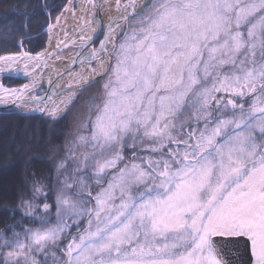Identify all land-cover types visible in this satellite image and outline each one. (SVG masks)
Returning a JSON list of instances; mask_svg holds the SVG:
<instances>
[{
  "label": "snow or ice",
  "instance_id": "6c2138e0",
  "mask_svg": "<svg viewBox=\"0 0 264 264\" xmlns=\"http://www.w3.org/2000/svg\"><path fill=\"white\" fill-rule=\"evenodd\" d=\"M116 2L106 26V0L81 9L96 27L57 75L107 57L89 74L104 83L50 147L48 172H25L27 192L0 220V264H230L226 247L239 243L264 264V0ZM52 55L0 54V104L58 120L48 102L72 92L66 114L99 82L32 96ZM21 74L31 83L2 82ZM126 149L139 163L121 166Z\"/></svg>",
  "mask_w": 264,
  "mask_h": 264
},
{
  "label": "trees",
  "instance_id": "16d2710c",
  "mask_svg": "<svg viewBox=\"0 0 264 264\" xmlns=\"http://www.w3.org/2000/svg\"><path fill=\"white\" fill-rule=\"evenodd\" d=\"M67 1L68 0H0V54L18 50L15 45L19 39H23V47L26 48L28 52L35 53L41 50L47 41V34L44 31L45 27L51 21L55 20L57 14L60 13ZM8 80L13 81L10 82L12 84L22 83V81L16 77ZM0 119L4 121V124L8 129L10 128L12 132V139L10 140H6V138L2 137L5 136V134H0V155L6 151V148L14 152L13 154L7 153L5 157L3 156V160L6 158L8 162L10 159L12 164L4 168V171L1 169L0 172H5L8 176H12V178L9 179L12 180V182L9 184V189H2L0 187V190L3 191L4 194H10L9 197L13 198L16 192H18L17 195H20L24 191L22 184L27 168L23 169L22 167L20 170L21 161H23V165H31V168L47 166L44 160L34 155V153H36L34 150L37 147L34 145L35 143L33 144L35 138L33 137L28 141V138L34 133V129L28 124H32L31 122L33 121L36 122L38 124L37 128L41 129V132H39V134L37 133V136L42 138L44 137L46 127L50 123L48 118L39 115H22L14 110H0ZM10 124L12 125L10 126ZM16 132H19L23 142L13 139ZM20 144L23 149H18V145ZM25 144H29L26 149H24ZM0 168L3 167L0 166ZM7 205L10 204L8 203ZM4 211L3 209L0 210V220L6 217Z\"/></svg>",
  "mask_w": 264,
  "mask_h": 264
},
{
  "label": "rangeland",
  "instance_id": "374dc122",
  "mask_svg": "<svg viewBox=\"0 0 264 264\" xmlns=\"http://www.w3.org/2000/svg\"><path fill=\"white\" fill-rule=\"evenodd\" d=\"M111 0H108L107 2H110ZM139 0H137L136 2H138ZM70 0L67 1V3L64 5V7L62 8V10L60 11V13L57 14L56 18L54 21H51L44 29V31L46 32L47 34V41H46V44L45 46L39 50L38 52H35V53H30V54H33V55H36L37 53H41L43 51H45L46 49H48V42H49V38H50V31L52 30V28L50 29L49 26L50 25H55L57 23V17L61 16V14L63 13V11L65 10V8L68 7V5L70 4L69 3ZM127 0H121V4L123 5L124 3H126ZM74 8H77L76 5H74ZM139 9V7L137 8ZM109 13V12H108ZM107 16H109V14H107ZM19 41H23V39H19ZM17 42V43H18ZM98 46V43L97 45H95V47ZM55 48V47H54ZM19 51H27L26 48H18V50L16 51H12V52H19ZM81 49H78L75 51V54H77L78 52H80ZM12 52H8V53H4V54H9V53H12ZM105 59V58H104ZM92 67H96L97 69H100V65H99V62H97L96 64L92 65ZM108 67V63H107V66L104 67L103 69H100L101 72L105 71ZM96 75H99V74H94L93 76H89L88 73H86L85 71H82L80 70L79 68H75L72 72L71 75H67L66 78H65V83L64 85L65 86H69V85H72V86H76V84H79L81 82H84L86 81L87 79H90L91 77H94ZM78 76H81L83 77L82 79H77L76 77ZM12 78H15V77H12ZM17 79H20L22 81V83L20 84V82L18 84H12L10 82H13L11 80H8V78H3L2 79V82L5 84V86H8V87H15V88H18L20 87L21 85H24V83L26 82L24 79L22 78H18L16 77ZM9 83H7V82ZM99 81L98 83H94L92 84L90 87H88L82 94H80L79 96V99L76 100V103L71 105L68 109H67V113L65 114V106L64 107H61L60 106V100L62 97H59L58 99H56L54 105L58 106L57 107V116L59 117H62L58 120H53L49 115L48 113H46V116H43L45 118H48L49 119V125L46 127V130H45V133H44V137H39L37 136V133L39 134V132H41L40 130L41 129H38L37 128V123L36 122H31L32 124H28L30 125L31 128L34 129V133L31 134V136L28 138V141L30 139H32L33 137L35 138V141L33 142V144L36 147V149L34 151H36V153H34L35 156H37L39 159L41 160H44L45 162L48 161L51 156H52V153L49 151L50 147L52 145H60L63 143L64 139H65V136L68 134V133H72V132H75L80 121H81V118L84 117L87 113V108L85 106V99L89 97L90 94H99L100 91H101V87L104 83V79H99L97 80ZM43 88H40L34 92H31V95L36 93L37 95H39L43 90ZM53 105V106H54ZM53 106L49 109V111L53 108ZM2 111V110H1ZM16 111V110H14ZM94 118V116H93ZM4 119V118H3ZM24 121V120H22ZM12 124H10L11 126ZM49 127V128H48ZM7 126L4 124V121L0 119V134H5V136H2L3 138H6V140H10L12 139V132H11V129L7 128ZM23 128V127H22ZM38 129V130H37ZM37 136V138H36ZM11 137V138H10ZM13 139H17L21 142L22 139H21V136L19 134V132H16L15 133V136L13 137ZM21 139V140H20ZM23 144V143H22ZM29 145V144H27ZM27 145L25 144V147L24 149L27 148ZM33 147V146H32ZM23 149L22 145H18V149ZM10 154V153H14V152H11L9 149L7 150L6 148V151H4L1 155H0V166H2L3 168H0V171L2 169V171H4V168H7L9 166H11L12 162L9 161L7 162L6 158L5 160H3V156H7L6 154ZM142 155H146V153H141ZM11 156V155H10ZM132 157V152L130 150H125L124 152V160L121 162V166H123L124 164H127L130 166L131 163L133 162H137L139 163V161H133L131 159ZM23 161H21L20 163V170L22 169H26L27 168V171L28 172H43V173H46L48 172L49 170V165L47 164V166H42V167H37V168H31V165H23L22 163ZM44 162V163H45ZM37 169V170H35ZM112 170H110L111 172ZM12 176H8L5 172H0V187L2 189H9V184L10 182H12V180H9L11 179ZM106 179H111V175H109L108 177H106ZM93 188L95 191H99V188H97L95 185H93ZM27 192V189L24 188V191L21 193V194H24ZM18 192L15 193V196L12 198V197H9V195L7 194H4L3 191L0 190V210L3 209L5 210V207H12L13 205H15L18 200H17V197L19 195H17ZM8 198V199H6ZM52 201H49V203H51ZM10 204V205H7V204ZM6 214V217L9 215L8 212L4 211ZM53 212H54V209H53ZM5 217V218H6ZM17 219H19V214H17ZM72 234L74 235L75 234V229L72 230ZM66 243V241L64 242Z\"/></svg>",
  "mask_w": 264,
  "mask_h": 264
},
{
  "label": "water",
  "instance_id": "95a60500",
  "mask_svg": "<svg viewBox=\"0 0 264 264\" xmlns=\"http://www.w3.org/2000/svg\"><path fill=\"white\" fill-rule=\"evenodd\" d=\"M137 1V0H136ZM70 3V2H69ZM122 5V4H121ZM66 9V8H65ZM63 14V13H62ZM61 14V15H62ZM89 13L87 15V20H91L93 17ZM103 12H100L99 19L103 21ZM60 17V16H59ZM95 24H90L88 25V34H92V29L95 28ZM82 35L81 31H76L68 40L66 41H61L57 45H59V48L56 46L50 53H52V57L48 59L47 62V67H44L41 65L40 68L36 69V75L41 77L39 82L36 84V89L32 90L31 92H34L38 90V88H43L42 92L37 95L36 93L32 94V96H37L44 98L45 100L47 99V96L51 94V88L53 85H58V88L56 89L57 91L59 88H67L68 86H65L64 84L62 85L61 80L62 78H66L67 75H64L63 77H58V73H63L67 69H69L72 66V61L73 59L76 58V55H73L71 58H61L60 54L64 52L65 50L69 48H74V50L80 49L78 45L81 43L79 40V36ZM67 45V47H65ZM98 47V46H97ZM47 50V49H46ZM90 51V50H89ZM33 55V54H31ZM35 56V55H33ZM79 64L74 66V69L77 68ZM51 68V70H49ZM108 68V67H107ZM31 69H29L30 71ZM107 70V69H106ZM17 77V76H13ZM24 79L26 82L24 84H30L32 81V77H24L22 74L18 77ZM100 75H96L94 77H91L90 79L87 80H99ZM49 80L52 81V85L49 84ZM65 83V82H64ZM84 82H81L79 84H76L77 87H80V85L84 84ZM21 85L20 87H22ZM19 88V87H18ZM62 95V94H61ZM61 95L54 97L52 101L48 102L47 108L49 109L52 107L59 97ZM36 109V108H34ZM0 110H16L22 115H32V114H38L40 116H46L47 112L41 113L39 111H34V110H21L20 107H15L11 103H8L7 105L5 104H0ZM243 239V238H240ZM226 258L229 260L230 264H253V258L251 257V252H250V247H246L243 243L239 244H228L226 247Z\"/></svg>",
  "mask_w": 264,
  "mask_h": 264
},
{
  "label": "bare ground",
  "instance_id": "6f19581e",
  "mask_svg": "<svg viewBox=\"0 0 264 264\" xmlns=\"http://www.w3.org/2000/svg\"><path fill=\"white\" fill-rule=\"evenodd\" d=\"M107 1L108 0H106V3L104 4V8L102 10V12L104 14L103 15V24L105 26L108 24L109 16L115 17L117 15V2H116V0H111L110 2H107ZM144 2H145V0H139L137 2V8L140 7ZM84 4H85V0H71V4H69L68 7L66 8V9L71 8V10L65 9L63 11V14L60 16L59 22H57L54 25V27L52 28V30L50 31L48 49L43 51L44 53H50L54 49V47L57 46V44L59 42L68 40L76 31H81L82 28L84 29L83 32L81 31L82 35L85 33H87V34L89 33L88 25H86L84 23V21L87 20L88 18H87V16H83V18H82L81 9L84 7ZM74 5H76L77 8H74ZM89 13H91L90 15H92V9L91 8H89ZM107 14H109V16H107ZM73 55H75L74 48H69V49L65 50L64 52H62V54H60V57L61 58H71ZM107 63H108V58L105 57L104 67L107 66ZM32 67L33 66L30 65L29 69H32ZM77 68H79L82 71H85L89 75L91 73L92 65H90V64H79L77 66ZM49 70H51V68ZM93 75L94 74L89 75V76H93ZM64 82H65V77L62 78V80H61L62 85L64 84ZM36 87L37 86H35L32 90L36 89ZM72 87L75 90L79 89V87H77V86H72ZM72 95H73L72 92L66 91V92L62 93V95H61L62 98L60 100V106L64 107L65 105L63 103H61V101H66L68 99V97L72 96ZM37 107L38 106L35 104H29V105L21 106L20 108H21V110L27 111V110H33L34 108H37ZM32 115H38V114H32Z\"/></svg>",
  "mask_w": 264,
  "mask_h": 264
},
{
  "label": "flooded vegetation",
  "instance_id": "af4514ba",
  "mask_svg": "<svg viewBox=\"0 0 264 264\" xmlns=\"http://www.w3.org/2000/svg\"><path fill=\"white\" fill-rule=\"evenodd\" d=\"M43 117V116H42Z\"/></svg>",
  "mask_w": 264,
  "mask_h": 264
}]
</instances>
